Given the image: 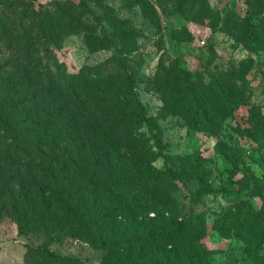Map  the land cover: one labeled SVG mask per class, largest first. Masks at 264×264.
<instances>
[{
	"label": "rangeland",
	"instance_id": "1",
	"mask_svg": "<svg viewBox=\"0 0 264 264\" xmlns=\"http://www.w3.org/2000/svg\"><path fill=\"white\" fill-rule=\"evenodd\" d=\"M32 1L0 0V25L8 18L19 27ZM150 1L157 19L138 1L37 0L44 17L63 12L77 28H57L56 43L29 33L20 45L33 50L17 53L22 62L36 55L55 72L78 74L103 65L106 75L129 79L128 92L137 94L150 118L152 143L169 146L165 154L176 177L154 199L141 194L136 181H126L123 192L133 191L129 200L139 195L153 205L133 211L126 206L100 233L94 225L86 234L74 227L53 239L44 233L20 235L16 220L6 215L0 218V264H52L32 250L44 244L85 264H98L108 253L141 264H264V0ZM248 13L255 25L251 46L244 40ZM63 21L58 20L65 26ZM9 51L0 36V64L8 62ZM178 65L184 72L180 81L188 78L194 88L212 78L225 81L238 109L218 93L207 96L210 124L189 123L165 108L168 92L157 77L173 79ZM17 73L22 74L4 70L0 80ZM154 169L164 172L166 161L157 158ZM177 223L182 231L170 235ZM144 233L148 240L142 244Z\"/></svg>",
	"mask_w": 264,
	"mask_h": 264
},
{
	"label": "trees",
	"instance_id": "2",
	"mask_svg": "<svg viewBox=\"0 0 264 264\" xmlns=\"http://www.w3.org/2000/svg\"><path fill=\"white\" fill-rule=\"evenodd\" d=\"M36 1L31 2V10L23 12L19 27L8 18L0 25V36L10 48L8 62L0 64V73H22L10 81L0 80V218L7 215L15 219L20 235L44 233L53 239L55 233L74 227L86 234L94 225L100 226V233L101 227L118 221L117 212L126 206L133 211V206L147 209L153 205L146 199L138 200L139 195L129 200L133 191L123 192L126 181H136L131 182L151 199L167 190L168 182L176 177L165 154L169 146H162L158 140L152 143L155 133L150 118L137 94L128 92L132 90L129 79L106 75L103 65L68 74L43 66L36 55L30 54L25 62L18 58L17 52L27 56L26 51L33 50L31 45H26L28 49L20 45L29 33L56 43L57 28L61 32L77 28L63 12L58 17H44L36 10ZM131 1L141 2L153 19L159 17L150 0ZM13 3L9 9H13ZM14 10L17 12L16 4ZM62 19L65 26L58 22ZM244 40L248 46L255 40L249 13ZM108 47L113 48L111 41ZM176 68L173 79L157 77L158 86L168 92L163 99L165 108L186 117L189 123L201 120L210 124L213 121L207 111V96L218 93L238 109L225 81L212 78L208 85L194 88L188 78L185 84L180 81L184 72L179 65ZM143 125L148 126V132L142 130ZM157 158L166 161L164 172L154 169ZM177 225L170 235L182 231V225ZM144 235L142 244L148 240V234ZM102 246L107 247L106 241ZM32 250L41 254L43 262L85 264L79 258L56 253L49 244ZM98 264L141 263L124 262L108 253Z\"/></svg>",
	"mask_w": 264,
	"mask_h": 264
}]
</instances>
